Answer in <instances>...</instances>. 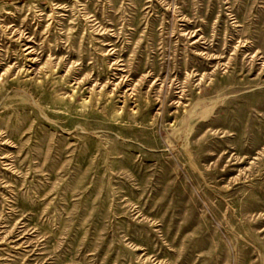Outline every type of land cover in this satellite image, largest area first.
Wrapping results in <instances>:
<instances>
[{"label": "rangeland", "instance_id": "374dc122", "mask_svg": "<svg viewBox=\"0 0 264 264\" xmlns=\"http://www.w3.org/2000/svg\"><path fill=\"white\" fill-rule=\"evenodd\" d=\"M0 264H264V0H0Z\"/></svg>", "mask_w": 264, "mask_h": 264}]
</instances>
